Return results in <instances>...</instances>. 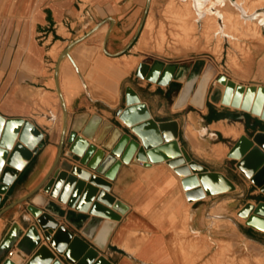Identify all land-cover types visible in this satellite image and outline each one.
<instances>
[{
    "label": "crops",
    "instance_id": "crops-1",
    "mask_svg": "<svg viewBox=\"0 0 264 264\" xmlns=\"http://www.w3.org/2000/svg\"><path fill=\"white\" fill-rule=\"evenodd\" d=\"M147 2L0 0V114L5 118L29 120L43 132L42 147L12 175L7 191L0 195V242L14 222L22 224V216L34 222L26 210L27 205L34 204L50 212L114 264H190L182 253L188 241L193 240L186 234L187 229L198 237L217 235L212 220L234 221L237 198L246 193L264 195L236 166L237 159L228 155L241 136L251 137L264 130V119L251 111L224 104L225 85L218 81L219 75L225 73L237 83L264 86V46L257 45L248 75L243 78L219 70L211 63L212 56L196 51L175 60L156 59L144 49L140 40L142 31H138ZM158 2L151 0V7ZM98 25L63 56L56 76L61 52ZM123 57L132 59V65L127 66ZM156 61L176 64L169 84L136 75L140 63L152 65ZM57 79L69 123L79 112H96L104 119L113 120L115 111L129 103L128 90L132 89L139 100L147 103L157 121L179 123L180 146L210 170L226 174L236 188L190 202L182 177L167 160L145 164L133 158L121 164L115 179L104 177L112 184L110 193L129 208L119 219L78 210L43 187L28 200L17 203L42 182L58 155L64 109ZM200 91L202 102L197 103ZM222 126H237L240 134L238 137L226 134ZM218 144H224L227 149L221 156L213 150ZM248 202L256 201L247 199L245 203ZM242 225L241 234L249 251L264 254V231L246 222ZM23 230L10 249L12 254L9 251L4 259L10 256L24 264L38 249V246L31 250L21 247L27 227ZM221 234L231 242L234 229L227 225ZM43 244H47L45 239ZM207 259L212 264H225L218 256L213 260L209 253L195 264H203Z\"/></svg>",
    "mask_w": 264,
    "mask_h": 264
},
{
    "label": "water",
    "instance_id": "water-1",
    "mask_svg": "<svg viewBox=\"0 0 264 264\" xmlns=\"http://www.w3.org/2000/svg\"><path fill=\"white\" fill-rule=\"evenodd\" d=\"M150 2L148 0L138 31L146 19ZM98 27L73 41L61 52L56 76L63 56ZM176 68V64L162 61L152 65L142 62L136 75L158 84H169ZM218 81L225 85L222 97L224 104L251 111L264 119V86H246L226 74H220ZM57 88L64 109V125L57 158L42 182L17 203L28 200L43 187L52 196L78 210L119 219L129 208L110 193L112 184L106 178L115 179L121 164L133 158L145 164L167 160L182 177L190 202L207 194L236 188L234 181L226 174L210 170L194 159L185 147L180 146L179 123L176 120L157 121L147 103L139 100L132 89L128 90L129 103L115 111L113 120L104 119L96 112H79L69 123L58 79ZM42 139L43 132L31 121L5 118L0 114V195L7 191L12 175L39 151L43 145ZM228 155L237 159L236 166L264 193V130L255 132L251 137L241 136ZM5 165L7 167L4 170ZM26 210L32 214L34 222L30 223V219L22 216L23 226L19 222L12 224L0 242V264H19L10 256L4 257L24 231V226L27 230L20 242L21 247L31 250L38 246L24 264H114L50 212L34 204L27 205ZM239 214L245 218L247 225L264 231V200L257 204L246 203ZM44 239L47 244H43Z\"/></svg>",
    "mask_w": 264,
    "mask_h": 264
},
{
    "label": "rangeland",
    "instance_id": "rangeland-1",
    "mask_svg": "<svg viewBox=\"0 0 264 264\" xmlns=\"http://www.w3.org/2000/svg\"><path fill=\"white\" fill-rule=\"evenodd\" d=\"M243 1L248 8L258 9V17L253 21L244 22L231 0H223L222 2L210 0L205 5L208 16L206 19L201 18L199 20L192 0H159L155 7L152 8L150 5L147 12V16L152 19V27L146 31L147 38L143 43L144 49L152 53L154 58L163 60H175L189 51H196L202 55L212 56L214 59H209L219 70L229 71L231 75L238 78L246 77L248 65L255 58L254 50L258 44L264 46V23L262 22L264 17L261 12L264 10V0ZM179 10L181 15H178L180 14ZM220 14L222 17H219ZM229 14L241 21V25L235 27L237 30L232 29L233 26L229 28L228 24L224 22L223 16ZM143 27L144 23L141 31ZM220 27H222L221 31ZM185 28L187 33L182 31ZM227 29L229 30L227 31ZM222 30L226 32H222ZM231 31L233 35L229 33ZM221 155L223 154L218 156ZM247 199H252L256 202L251 203L257 204L260 199L264 200V195L246 193L237 198L235 200L234 221H222L221 218L212 220L211 223L217 230V235L204 234L198 237L191 234L187 229L186 234L193 238V240L188 241L186 250H182V253L187 257V262L195 264L198 259L209 253L213 260L218 256L225 264H264V254H252L248 249L246 239L241 234L244 231L242 224L246 221L239 214V211L246 204ZM227 225L234 229L231 242L226 241L224 235L221 234ZM191 255L192 258H190ZM203 264L212 263L207 259Z\"/></svg>",
    "mask_w": 264,
    "mask_h": 264
},
{
    "label": "bare ground",
    "instance_id": "bare-ground-1",
    "mask_svg": "<svg viewBox=\"0 0 264 264\" xmlns=\"http://www.w3.org/2000/svg\"><path fill=\"white\" fill-rule=\"evenodd\" d=\"M193 3H194V6L197 10V13L199 15V17L197 16L198 20L203 18V19H206V16L207 15V12H206V9H205V5L209 3L210 0H192ZM219 2H222L223 0H217ZM232 4L235 5V7L237 8V13L239 14L240 18L244 21V22H249V21H253L254 19H256L258 17V9H254V8H248L247 4L244 3L243 0H231ZM170 5V4H169ZM173 7V6H171ZM174 8V7H173ZM264 9V8H263ZM174 10V9H173ZM177 10V9H176ZM181 11L179 10V13ZM235 12V11H234ZM262 12V15L264 17V10L261 11ZM178 15H181L178 14ZM219 17H222V14L219 15ZM223 19H224V22H226V24H228V27L231 28L232 26V29H236L235 27L236 26H240L241 25V21H239V19H237L235 16H232L231 14L229 15H224L223 16ZM227 20V21H226ZM197 21V20H196ZM264 23V19L262 21ZM222 23V22H221ZM183 24V23H182ZM225 25V24H224ZM223 26V25H222ZM247 26V24H246ZM264 26V25H263ZM152 27V19L150 18V16L146 17L145 19V22H144V28L142 30V33H141V43H144V40L147 38L146 37V31L148 29H150ZM225 27V26H223ZM187 28V27H186ZM185 28V30L182 29V31H184L185 33H187V29ZM245 28H248V27H245ZM220 31L222 29V27L219 28ZM224 30V29H223ZM222 32H226V31H223ZM229 29H227L228 31ZM237 30V29H236ZM242 30V28H241ZM234 31V30H233ZM240 31V30H239ZM162 32V31H161ZM233 35L232 31L229 32ZM224 34V33H223ZM226 34V33H225ZM162 35L164 36L163 32H162ZM235 35V34H234ZM222 37V36H221ZM229 37V36H228ZM236 38V36H235ZM222 39V38H221ZM55 49H51V52L54 53L55 52ZM58 51V50H57ZM51 53V54H52ZM57 55V54H56ZM231 56V55H230ZM232 57V56H231ZM230 57V58H231ZM126 61V64L127 66H131L132 63H133V60L132 59H127L126 57H123ZM233 58V57H232ZM135 62V61H134ZM45 93V92H44ZM222 95V94H221ZM47 98V97H46ZM221 98V97H220ZM45 99V98H44ZM43 99V100H44ZM48 99V98H47ZM196 102L197 103H201L202 102V95H201V91L198 93L197 97H196ZM231 107V106H230ZM224 123V122H223ZM220 124V123H218ZM217 124V125H218ZM226 126V125H225ZM223 127L221 129H223L225 131L226 134H232L234 136H237L240 134V129L237 128V126H229V127ZM228 126V125H227ZM215 127H217L215 125ZM221 127V126H220ZM219 128V126H218ZM206 130V129H205ZM223 131V133H224ZM206 132V131H205ZM213 150L215 151L216 155H220V154H225L226 152V146L224 144H218V145H215L213 147Z\"/></svg>",
    "mask_w": 264,
    "mask_h": 264
},
{
    "label": "built area",
    "instance_id": "built-area-1",
    "mask_svg": "<svg viewBox=\"0 0 264 264\" xmlns=\"http://www.w3.org/2000/svg\"><path fill=\"white\" fill-rule=\"evenodd\" d=\"M9 254H12V251H10Z\"/></svg>",
    "mask_w": 264,
    "mask_h": 264
}]
</instances>
